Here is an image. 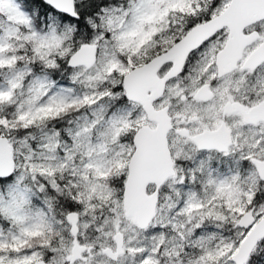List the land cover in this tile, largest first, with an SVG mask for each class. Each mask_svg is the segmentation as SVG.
I'll return each instance as SVG.
<instances>
[{
    "label": "snow or ice",
    "instance_id": "snow-or-ice-1",
    "mask_svg": "<svg viewBox=\"0 0 264 264\" xmlns=\"http://www.w3.org/2000/svg\"><path fill=\"white\" fill-rule=\"evenodd\" d=\"M0 264H264V0H0Z\"/></svg>",
    "mask_w": 264,
    "mask_h": 264
}]
</instances>
